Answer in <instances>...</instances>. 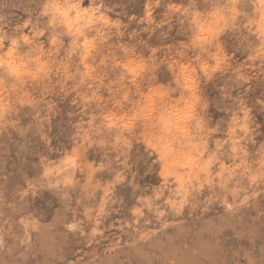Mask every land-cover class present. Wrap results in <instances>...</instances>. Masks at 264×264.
<instances>
[{
  "label": "rangeland",
  "instance_id": "obj_1",
  "mask_svg": "<svg viewBox=\"0 0 264 264\" xmlns=\"http://www.w3.org/2000/svg\"><path fill=\"white\" fill-rule=\"evenodd\" d=\"M216 1L0 0V264H264V0Z\"/></svg>",
  "mask_w": 264,
  "mask_h": 264
},
{
  "label": "bare ground",
  "instance_id": "obj_2",
  "mask_svg": "<svg viewBox=\"0 0 264 264\" xmlns=\"http://www.w3.org/2000/svg\"><path fill=\"white\" fill-rule=\"evenodd\" d=\"M218 1V0H217ZM217 1H216V3H217ZM241 2V1H240ZM243 3V2H242ZM220 4V3H219ZM90 5V4H89ZM91 6V5H90ZM87 9V8H86ZM87 11V10H86ZM55 13V12H54ZM53 13V14H54ZM63 13V12H62ZM76 13V12H75ZM97 13H98V11H97ZM65 14V13H64ZM77 15L76 16H74L75 17V19L77 20H79L82 16L84 17L85 15H78V12L76 13ZM92 14H93V12H92ZM102 15V14H101ZM100 16V15H99ZM53 17H54V15H53ZM63 17V19H64V21L67 23V22H69V19H70V17L68 16V15H64V16H62ZM74 17H73V21H75L74 20ZM87 18V17H86ZM89 18V17H88ZM92 18H94V17H92ZM90 20H91V18H90ZM76 22V21H75ZM74 22V23H75ZM71 23H73L72 22V20H71ZM70 24V23H69ZM67 27V26H66ZM197 29V23H195L194 24V26H193V30H196ZM81 34V33H80ZM75 35H77V34H75ZM74 37V36H73ZM79 38V37H78ZM24 166H26V165H24ZM40 166V165H39ZM34 168V167H33ZM43 168V167H42ZM41 171V170H40ZM39 171V172H40ZM71 173H72V168H71V165H70V163L68 162V160L65 158V159H62V160H59V162H57V163H53V164H51V165H49V166H45V168H43V171H41V177L43 178V181L46 183V185H49V186H51V187H53V188H55V189H60V188H63V187H66L65 186V183L67 182L68 183V181L70 182V177H71ZM15 174V173H14ZM26 180V179H25ZM255 181H256V179H254ZM28 181V180H27ZM247 181V180H246ZM66 183V184H67ZM255 183V182H254ZM256 183L259 185V184H261L260 183V181L258 180V181H256ZM69 184V183H68ZM247 184V183H246ZM256 184V185H257ZM257 185V186H258ZM68 186V185H67ZM259 187V186H258ZM61 190V189H60ZM258 190V189H257ZM62 193V192H61ZM66 192H64V194H65ZM245 193V192H244ZM66 195V194H65ZM244 195H246V194H244ZM252 196H253V194H252ZM247 198H248V196H245V198H243V201H245V200H247ZM120 229V228H119ZM142 232V231H141ZM141 232H139V233H137L136 232V235H135V237H133V238H135V240L136 239H139V238H141V234L143 235V233H141ZM29 233V232H28ZM137 234H139V235H137ZM97 235H99V234H97ZM99 237V236H98ZM144 237V236H143ZM129 238V237H128ZM117 242V241H116ZM97 245V244H96ZM99 246V245H98ZM113 246L111 245L110 247H108L107 246V248L108 249H110V248H112ZM95 251V250H94ZM98 251V250H97ZM110 251V250H109ZM108 252V251H107ZM97 255H98V253H97ZM88 256V255H87ZM27 264V263H26Z\"/></svg>",
  "mask_w": 264,
  "mask_h": 264
}]
</instances>
